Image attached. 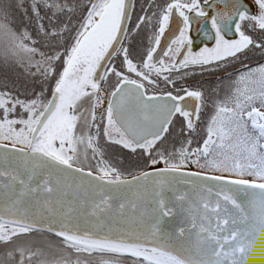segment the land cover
<instances>
[{
  "label": "water",
  "instance_id": "1",
  "mask_svg": "<svg viewBox=\"0 0 264 264\" xmlns=\"http://www.w3.org/2000/svg\"><path fill=\"white\" fill-rule=\"evenodd\" d=\"M228 1L236 5L237 18L244 4L253 8L250 0H216V5ZM132 3L122 0L116 30L97 65L90 67L85 43L75 47L27 148L0 142V224L144 261L123 250L170 264H264V182L179 167L106 176L58 157L44 142V131L61 109L65 116L73 101L96 91L123 40ZM178 33L179 24L171 19L153 56ZM115 92L113 121L136 147L164 135L176 112L193 122L198 105L192 94L140 96L119 105L129 99L121 96L122 87Z\"/></svg>",
  "mask_w": 264,
  "mask_h": 264
},
{
  "label": "trees",
  "instance_id": "2",
  "mask_svg": "<svg viewBox=\"0 0 264 264\" xmlns=\"http://www.w3.org/2000/svg\"><path fill=\"white\" fill-rule=\"evenodd\" d=\"M88 6V0H0V21L14 31L32 58L30 63L20 60L0 45V141L26 145L30 125L50 97L88 18ZM246 70L248 75L244 78H238L237 73L218 81L217 96L202 104L204 111L212 107L211 113L205 112L199 126L195 123L181 138L180 131L168 133L173 145L101 146V158L116 175L125 177L155 167L157 162L170 161L181 167L178 155L183 153L184 162H191L185 168L264 182V138L250 127V119L239 116L255 107L264 108V80L253 68ZM220 108L234 109L235 117L225 125L223 141H213L204 151ZM77 140L74 138L77 146L73 151L82 166L103 173L92 147ZM35 234L43 235L29 232L20 236ZM62 244L67 246L68 253L77 252L75 247ZM72 258L73 264H98L100 260Z\"/></svg>",
  "mask_w": 264,
  "mask_h": 264
},
{
  "label": "flooded vegetation",
  "instance_id": "3",
  "mask_svg": "<svg viewBox=\"0 0 264 264\" xmlns=\"http://www.w3.org/2000/svg\"><path fill=\"white\" fill-rule=\"evenodd\" d=\"M88 1L87 19L93 17L106 0ZM250 1L253 8L244 4L237 18L236 5L230 1L227 2L228 5L218 6L216 0H133L123 40L108 62L98 85L102 87L104 97L99 99L97 87L96 91L92 90L73 101L67 114L69 126L82 120L91 133V145L96 141L103 147H136L124 136L112 118L110 102L115 101L113 98L114 93L118 94L115 92L117 89L122 87L121 96L129 99L119 105L133 104L140 96L180 98L192 94L191 98L196 97L198 100L193 122L184 114L176 112L167 132L156 141L142 146L173 145L168 133H173L177 128L181 131V138L195 123L199 126L202 121L200 117L205 112L211 113L213 108L204 111L202 104L211 94L217 95L220 85L216 75L237 66L264 65V22L261 23L257 18L264 11V0ZM171 19L179 24V33L163 53L153 56L160 36ZM221 27L225 29V36ZM231 44H243V48L217 60L221 61L219 63L194 61L197 58L211 57ZM95 112L98 116L91 120V113ZM73 256L107 259L98 264H143L134 258L108 253H76ZM64 263L69 264L67 260Z\"/></svg>",
  "mask_w": 264,
  "mask_h": 264
},
{
  "label": "rangeland",
  "instance_id": "4",
  "mask_svg": "<svg viewBox=\"0 0 264 264\" xmlns=\"http://www.w3.org/2000/svg\"><path fill=\"white\" fill-rule=\"evenodd\" d=\"M97 11L95 13H97ZM256 13H259V12L257 11ZM257 18L259 19L261 23H263L264 22V11L261 12ZM90 20L91 18L87 22H89ZM14 34L15 33L13 30L9 29L7 25H5L3 22L0 21V45L2 49L7 53L16 56L20 60L24 59L28 63L32 62L31 56L29 55L27 50L22 47V44L19 42V40ZM239 48H243V44L242 46L231 44L225 50L224 49L219 50L216 53H214L211 57L197 58L194 61H201V62L217 61L219 59L225 58L235 53L236 50ZM73 51L75 50H72V52ZM253 72H257L258 74L261 73L259 76L264 80V65H260L259 67H256L255 69H253ZM242 74L248 75V72L241 73L240 75ZM59 79L60 78H58L57 82L59 81ZM92 86L94 85H91L90 88ZM263 87H264V83H263ZM100 90H102V87ZM97 95L100 96L99 99L101 100L104 97V92L98 91ZM211 95L209 96L210 99H213L217 96V95H212V96ZM68 110L69 109L67 108L66 109L67 114H68ZM97 115H98L97 112L93 114L91 113V120H94L97 117ZM239 116H244L245 118L252 120L251 122H254L253 125L259 123L258 114L255 108H252L250 109V111H247L243 114L240 113ZM234 117H235L234 109L226 110L222 108L219 110V114L215 117V120L213 122V126L211 129L212 132L210 134L209 140L207 144H205L204 147L202 148L204 149V151H206L208 146H211L210 144L213 141H216V140L219 142L223 141V138L226 132V128L224 127L226 124L230 123V121L232 122ZM36 119L33 120L30 125L29 132L27 134L26 144L28 142L30 131L33 128L34 123L36 122ZM176 131H179V130L176 128ZM256 131L261 137L264 138V131H262L261 129H256ZM217 136H219V138H217ZM71 141H72V134L70 133L68 126H66V134L64 138L62 139V141L60 142L57 149L55 150V152L54 151L53 152L58 157L63 158L65 160H69V158H71L70 157ZM91 147H92V150H94V153L97 157L98 162L100 163V167L103 169V172L106 174H114V172L107 166L106 162L101 158L102 157L100 154L101 152L98 150V148L101 147L99 145V142H96V141L93 142ZM107 147H110V146H107ZM263 147H264V141H263ZM178 156H179V165L182 168H185V166L190 165L191 163L190 161L187 163L184 162L183 153H180V155ZM194 157L195 155H192L191 159H193ZM80 159L83 160L82 158ZM76 161H80L79 158H76ZM76 163L83 165L81 161L76 162ZM155 165H156L155 167H157V166H165V165L173 166L174 164L170 161H167L165 164L161 162H157ZM25 232H27V230L22 229V228L0 224V241H2L1 243L6 242L0 245V252H3V254L5 253L12 254L9 260L7 261L8 263H13V264H26V263L28 264H47V263L66 264L64 263V258L67 260H71V259L73 260V258L67 255H63L67 253L66 245H63L59 241L52 239L50 237H47L45 235L39 236L38 234H35V236H32V237H30V235H26V237H21L20 235L25 234ZM75 247L82 248L83 250L88 251V252L95 250L93 248H88V247H81V246H75ZM14 256L20 260V263L19 261L14 259ZM83 257H87V256H83ZM0 264L2 263L0 262ZM69 264H73V263H69Z\"/></svg>",
  "mask_w": 264,
  "mask_h": 264
},
{
  "label": "bare ground",
  "instance_id": "5",
  "mask_svg": "<svg viewBox=\"0 0 264 264\" xmlns=\"http://www.w3.org/2000/svg\"><path fill=\"white\" fill-rule=\"evenodd\" d=\"M122 0H107L100 5L98 12L84 25L79 36L78 44L85 43V53L90 60L89 65H97L104 50L108 46L116 30L119 20ZM94 61V62H93ZM65 109H61L50 121L44 131V142L48 149L55 151L66 134V124L64 119ZM259 123L253 127L264 131V109H257ZM128 251L136 256H141L145 261L152 264H170L162 261L154 255L142 253L137 250Z\"/></svg>",
  "mask_w": 264,
  "mask_h": 264
}]
</instances>
